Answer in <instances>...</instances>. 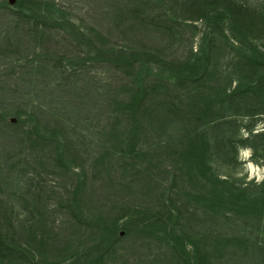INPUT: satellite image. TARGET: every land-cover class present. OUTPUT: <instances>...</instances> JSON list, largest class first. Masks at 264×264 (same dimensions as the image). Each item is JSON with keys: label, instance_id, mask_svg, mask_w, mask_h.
Returning a JSON list of instances; mask_svg holds the SVG:
<instances>
[{"label": "rangeland", "instance_id": "rangeland-1", "mask_svg": "<svg viewBox=\"0 0 264 264\" xmlns=\"http://www.w3.org/2000/svg\"><path fill=\"white\" fill-rule=\"evenodd\" d=\"M96 243L264 264V0H0V264Z\"/></svg>", "mask_w": 264, "mask_h": 264}, {"label": "trees", "instance_id": "trees-1", "mask_svg": "<svg viewBox=\"0 0 264 264\" xmlns=\"http://www.w3.org/2000/svg\"><path fill=\"white\" fill-rule=\"evenodd\" d=\"M60 154L62 155V152H60ZM98 247V243H96L95 245H92L91 247H89L85 252L83 251L81 254H76L75 256H73V258L71 260H69L67 263H64V264H79L80 262L88 259L90 257L91 254L95 253L96 251H98L99 249H97ZM5 251H9L11 252V247L9 246H6L4 248ZM14 260L16 261H13L12 264H24L22 262V260H18L17 258H13ZM31 263H27V264H36V263H39V264H42V262H40L39 260L38 261H30ZM33 262H36V263H33ZM186 263L187 264H198L196 262H193L191 260H186Z\"/></svg>", "mask_w": 264, "mask_h": 264}]
</instances>
